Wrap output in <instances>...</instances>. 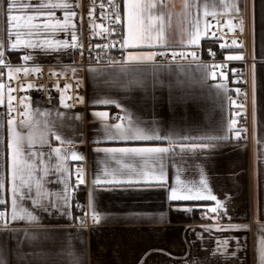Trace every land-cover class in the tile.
Returning a JSON list of instances; mask_svg holds the SVG:
<instances>
[{"label":"crops","instance_id":"obj_1","mask_svg":"<svg viewBox=\"0 0 264 264\" xmlns=\"http://www.w3.org/2000/svg\"><path fill=\"white\" fill-rule=\"evenodd\" d=\"M232 2L238 6L247 5L246 10L242 9L241 12L248 13L251 33L249 49L257 59V116L254 121L252 64L249 68L250 126L247 140L241 137L238 139L234 133L226 131L232 115L228 93L217 95L215 85L221 82L220 76H206L203 70L197 68V64L170 63L156 69L150 65H138L142 71L121 69L118 66H88L96 68L97 71L88 72L86 67L78 73L82 81L81 95L90 103L95 97L112 99L118 102L121 108H116L115 105L65 108L60 104L58 93L51 106H46L32 97L29 99V111L35 114V118L41 122V127L47 122L51 129L45 133V142L41 144L38 140L33 150L43 152L44 160L49 164L55 163L52 148H70L76 151L85 157L83 165L89 179L93 173H102L105 166L116 167L115 161L107 159L104 153H98L97 148L143 143L105 139L102 123L99 118L93 116L94 112L107 111L110 117L117 114L124 117L127 114L138 123L151 124L155 121L156 126L163 132L176 133L175 139L180 142H184V136H215L226 133L228 140L219 142L214 149H196L194 152L177 156V167L170 169V176L178 169L182 180L199 185L200 176L203 174L212 193L225 203V209L221 211L226 210L227 215L222 216L220 222L244 224L247 228L241 231H203L204 225H214L216 220L205 217L199 206L213 207L215 202L170 203L162 190L143 187L98 189L96 211L101 216L98 224L91 220V210L87 207L88 189L85 186L82 187L86 191L84 204L89 222L83 228L80 227L81 219L76 217L75 208L70 209L76 217L74 219L43 214V219L38 225L29 224L27 221L10 220L9 194V225L17 229H30L29 240H25L22 232L17 235L0 231V261L6 264H261L259 247L260 240L264 237V5L260 4V0H255V8L253 0ZM186 4L189 7L186 8ZM156 5L153 14L164 17V40L172 46L168 49L192 47L188 45L187 39L194 22L198 19L200 28L203 29L204 21H208L209 17L204 15L205 10L209 13L221 12L220 0H156ZM76 11L79 13L81 9ZM13 14L23 15L26 10L17 9ZM55 14L62 19L60 10H56ZM6 16V3L0 0V39L5 42L9 39ZM43 20L44 17H40L36 22L41 23ZM74 22L78 24L77 35L82 42L79 18ZM124 23L126 24V20ZM49 37L70 40V36L63 33H40V39ZM206 37L202 36L201 44ZM25 51L33 50H9V55L21 58ZM57 57L63 63H70V58L63 49L45 54L36 50L34 63H57ZM78 57L79 54L75 60ZM136 78H144V88L129 83ZM223 83L228 88L229 81L226 76ZM5 113L4 105H0V173L5 169ZM58 113L64 115L59 116ZM77 115H80L81 119L77 120ZM221 124L224 131H221ZM53 133L59 135L65 144L61 145ZM68 141H71V144H68ZM192 142L201 141H189ZM163 144L167 146L166 141ZM67 164L74 173L76 162L69 158ZM74 178L73 174L70 182ZM173 182L174 176L170 180V183ZM193 205L197 207L192 212L177 210ZM197 234L203 239H198ZM224 239L229 241V252L235 251L237 241L240 242L238 258L226 257L222 250L217 252V241Z\"/></svg>","mask_w":264,"mask_h":264},{"label":"snow or ice","instance_id":"obj_2","mask_svg":"<svg viewBox=\"0 0 264 264\" xmlns=\"http://www.w3.org/2000/svg\"><path fill=\"white\" fill-rule=\"evenodd\" d=\"M6 3V23L8 41L0 39V105L6 104V122L7 136L5 140V169L0 173V206L5 210L0 211V231L16 233L21 232L25 235V240H29L28 233L30 229L10 227L9 225V194H10V220L15 222L27 221L29 224H39L43 219V214L52 217L53 214L61 217L74 219L73 212L70 210L79 207L75 203L74 197L77 191L82 190L80 186H85L88 189V204L87 207L91 210V220L94 224L101 221L100 213L96 211V201L98 197V189L114 190L115 188H139L158 189L162 190L168 202L180 201H208L215 202L213 207L199 206L204 216L209 220H216V224H206L203 226V231L224 232V231H241L247 228V225L236 224L229 222L222 224L220 218L227 215L225 203L217 198L209 188L208 181L203 174L200 176L199 185H194L185 182L181 179L179 171L172 173L170 169L176 168L175 158L194 152L196 149H214L221 141L228 140V135H208L200 137L184 136L180 142L175 139L177 135L174 132H163L162 129L156 126V122L151 124L146 122H135L131 117L125 114L121 117L117 114L115 117H110L107 111L94 112L93 116L99 118L104 131V138L113 141L124 142H143V143H126L120 147H103L97 148L98 153H104L107 159L115 161L116 167L110 168L105 166L102 173H93L89 179V174L86 173V168L83 165L85 157L78 154L70 148L56 147L52 148L51 152L55 154V163L49 164L44 160V153L33 150L37 141L43 144L45 133L51 129L47 122H44L41 127V122L35 118V114L29 111L30 101L27 98H19L13 95L25 87L32 89L35 87L33 83L21 82L16 88H13L10 83H4L5 76L8 81L17 79L20 73L25 77H29L32 73H40L42 69L36 67H26L24 64L15 65L11 60L7 59L10 54L9 50L31 49L33 51H25L22 60L25 62H35L36 50H40L41 54L59 52L65 50V54L69 56L70 63L64 65L63 61L57 57V63L63 66L62 73L67 77V73L71 71L73 75L77 74V66L75 65V57L79 54L84 57L87 53L89 63L93 61V52H95V62L99 64L101 60H105L106 67L118 66L121 69H131L134 71H142L138 65H150L153 69L164 67V64L159 63L157 58L168 60L169 53L166 49L172 47L164 40L163 15H154L153 10L156 9V0H122L117 3V0H107L110 13H105L104 3L99 4V9L102 13L100 19L108 20L109 26L104 23H96L93 19L95 14L96 0H90L91 8L88 12V27L93 36H100L105 40L111 38V42L104 44L96 43L93 47L92 40H87L82 43L78 39L76 21L79 18V29L84 28L83 11L84 5L81 0H4ZM260 4L264 5V0H260ZM199 7V5H193ZM256 3L253 0V8ZM189 7V5H185ZM207 6H205L206 8ZM221 12L212 11L209 13L205 10L204 15L217 17L226 16L228 13H238L242 9L246 10L247 5L238 6L232 0H220ZM17 9L26 10V14H13ZM76 9H81L77 12ZM56 10H60L63 14L62 19L56 16ZM30 13V14H28ZM44 17L41 23L36 21ZM240 31L244 30V19L238 17ZM126 20V24L122 21ZM147 21V22H146ZM219 21L217 27H219ZM230 31L236 28L231 19L227 20L225 25ZM212 25L205 20L204 28H200V22L197 19L190 34L188 35L187 43L193 47L192 52H171L172 60L178 56L186 59L189 55L193 61L197 62V68L205 72L206 76L211 75L215 78L216 73L212 69L220 68L219 73L221 82L215 85L217 95L228 92L227 86L223 83L225 73V63H216L213 59L212 63H205L201 60L200 55L195 50L201 44L202 36H207L208 29ZM26 31H21V30ZM99 29V31H97ZM63 33L70 36L69 39H40V33ZM215 37V33H212ZM14 37V39H12ZM26 37V38H25ZM35 37V39H34ZM118 37V38H117ZM222 38V37H221ZM237 46V40L232 39L231 45L224 43L220 44L221 49H227ZM242 47V46H241ZM113 49L118 55L113 54ZM209 56L214 58L215 53L209 52ZM226 61H241L243 55L235 54L228 55ZM135 62V63H133ZM264 62V61H262ZM81 71L85 70L84 64L78 66ZM6 70V71H5ZM88 72L95 73L96 68L88 67ZM253 120L257 116V96H256V78H255V62L253 63ZM55 71H51V75L57 76V81L54 82L57 90H60L58 82L59 75ZM239 75V73H237ZM129 83L135 84L141 88L145 87L144 78H136ZM162 84V81H156ZM82 86V81L77 78L75 85H72L65 80L63 83L64 91H60V104L65 108H72L76 105H115L116 108H121V105L112 99L92 98V102L85 100L83 95H75L71 97L73 104L65 102L66 93L69 88L78 89ZM155 86V85H154ZM5 92L7 93L5 97ZM239 93L240 89L237 88ZM47 95V93H45ZM155 99V97H153ZM229 104L234 101L231 97H227ZM51 102V97H49ZM14 101L21 105L26 111L20 113V109L14 105ZM240 107H243L241 104ZM20 114L21 119L17 121L13 116V112ZM41 115H46L41 113ZM63 116V113H58ZM76 119H81L80 115ZM111 120V122H109ZM121 121V122H115ZM126 121V123L124 122ZM143 124V126H142ZM221 131H224V126L221 124ZM227 132H232L239 139L241 130L236 128V120L230 119L227 124ZM55 135V139L65 144V141L59 135ZM167 142L164 146L163 142ZM189 141H201L199 143H189ZM207 141V142H203ZM71 144V141L67 142ZM177 148L179 151H177ZM202 154V153H201ZM76 162L75 172L70 170L67 161ZM51 159V157H49ZM171 161V163H169ZM75 175V180L71 181V176ZM174 176V182L170 180ZM196 205L189 207L178 208V211L192 212ZM88 213H85V217ZM231 221V218H229ZM87 223L86 219H81L80 227L83 228ZM198 239H203L200 234H197ZM217 252H221L226 257L238 258V252L241 250L240 242L237 241L235 251L229 252L227 239L217 241ZM260 262L264 264V237L260 240ZM0 264H6L0 261Z\"/></svg>","mask_w":264,"mask_h":264},{"label":"built area","instance_id":"obj_3","mask_svg":"<svg viewBox=\"0 0 264 264\" xmlns=\"http://www.w3.org/2000/svg\"><path fill=\"white\" fill-rule=\"evenodd\" d=\"M82 4L84 5V11H83V18H84V28L82 30V43H86L87 40H92L93 47L98 42L100 44H104L105 42H111V38H108V40H105L104 38L100 36H93L91 35V32L88 27V12L87 9L91 8L90 0H81ZM103 2L104 12L110 13V8L108 5L107 0H96L95 3V14L93 19L96 23H104V25L107 27L109 26L108 20H101L100 17L102 15L99 4ZM117 3H121V0H117ZM122 6V3H121ZM244 19V30L240 31L239 28V19L238 17H241ZM231 19L233 24L236 25V28L233 30H229L225 25L227 24V20ZM219 23V27H217V23ZM124 23V21H122ZM208 22L212 25L211 28L208 29V34L203 43L198 46L195 50L200 55V58L205 63H212L213 59L216 63L224 62L225 68L223 69L225 76L227 77L229 83H228V97H231V100L234 101L230 105L231 108V115L232 119L236 120V128L238 130H241V139L247 140L248 139V128L250 126V112H249V100H250V74H249V68L250 66L257 61V59L252 55L249 49V41H250V27L248 22V13L247 11L236 13V14H227L226 16H217V17H208ZM99 31V29H97ZM212 33H215V37L212 35ZM222 37V38H221ZM118 38V37H117ZM232 39L237 40V46L230 47L227 49H221L220 44L227 43L231 45ZM242 46V47H241ZM169 53V59L168 60H161L159 57L157 58L159 63L163 64H197L196 61L192 60V57L189 55L186 59L177 57L175 60H172L171 58V52L176 51L179 52H192L194 49L193 47H183V48H171L166 49ZM214 52L215 57L212 58L209 56V52ZM113 54L118 55L115 49H113ZM240 54L244 56V59L241 61H226V57L228 55H235ZM93 61L89 63L87 53H85L84 57H81L79 55L78 59L75 60V65L77 66V74L73 75L71 71L67 73V77L62 73L63 66L54 63V62H45V63H32V62H25L22 60V57L17 56V58H13L10 55H8L7 59L11 60L13 64L15 65H22L24 64L26 67H40L42 71L40 73H32L29 77H25L23 73H20L17 79H13L11 81L7 80V77L5 76L3 82L4 83H10L13 88H16L17 85L21 82L26 83H33L35 85L32 89H27L26 87L18 92H14L13 95L19 97V98H27L28 100L32 97L37 99L39 102L43 103L46 106H51L55 102V96L60 93V91H64L63 89V83L67 79L69 83L72 85H75V81L77 78H80L79 72L81 71L78 67L80 64H84L85 68L92 65H105L106 61L101 60L99 64L95 62V52H93ZM64 65H68L66 63H63ZM6 71V70H5ZM51 71H55L59 75V84H60V90H57V87L55 86L54 82L57 81V76L51 75ZM216 73L217 76H219V73L222 71L220 68L212 69ZM239 73V75H237ZM239 88L240 92L237 93L236 89ZM47 93V95L45 94ZM81 95V87L78 89L75 88H69L66 93V100L65 102L68 104H73V99L71 97H74L75 95ZM7 93L5 92V97ZM49 97H51V102L49 100ZM14 105L20 109V113L26 111L21 105L17 104L16 101L13 102ZM243 105V107H240V105ZM81 105H76L74 107H80ZM5 110L6 104L4 105ZM29 110V109H28ZM12 116L19 121L21 119L20 114L17 112H13ZM75 180V178H74ZM73 180V181H74ZM78 191L76 192V194ZM75 194V196H76ZM75 201V197H74ZM79 205V207H76L78 211L82 213L80 216V219H86L87 223L89 222L88 216L85 217L86 213V206L83 202H75ZM5 209L3 207L0 208V211H4Z\"/></svg>","mask_w":264,"mask_h":264},{"label":"trees","instance_id":"obj_4","mask_svg":"<svg viewBox=\"0 0 264 264\" xmlns=\"http://www.w3.org/2000/svg\"><path fill=\"white\" fill-rule=\"evenodd\" d=\"M14 56L15 55H12V57H14ZM80 187L82 190H79L78 193L76 194L75 202H83L84 203L86 200V191L82 186H80ZM75 209H76V207H75ZM75 214H76V217L80 219V216L82 215V213L76 209Z\"/></svg>","mask_w":264,"mask_h":264}]
</instances>
